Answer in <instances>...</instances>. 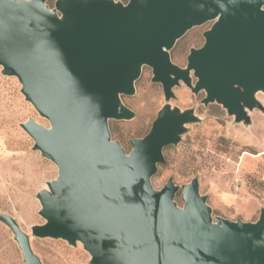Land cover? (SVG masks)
I'll list each match as a JSON object with an SVG mask.
<instances>
[{"label": "water", "instance_id": "water-1", "mask_svg": "<svg viewBox=\"0 0 264 264\" xmlns=\"http://www.w3.org/2000/svg\"><path fill=\"white\" fill-rule=\"evenodd\" d=\"M47 1L0 0L2 72L49 121L21 127L58 167L37 193L45 222L33 234L81 242L91 264H264V207L256 221L214 217L198 177L182 185V206L173 177L152 183L164 148L200 120L195 108L170 103L182 82L236 122L264 110L256 96L264 92V0ZM210 21L205 44L190 49L185 67L175 63L178 40ZM144 66L167 102L128 152L109 122L135 117L122 95L135 94ZM0 220L25 263L43 264L16 219L0 211Z\"/></svg>", "mask_w": 264, "mask_h": 264}, {"label": "rangeland", "instance_id": "rangeland-1", "mask_svg": "<svg viewBox=\"0 0 264 264\" xmlns=\"http://www.w3.org/2000/svg\"><path fill=\"white\" fill-rule=\"evenodd\" d=\"M48 4L54 6V0ZM210 24L193 27L178 40L171 50L175 63L187 65L190 47L201 41L202 32ZM2 68L0 65V211L11 215L30 235L43 264H91V256L81 242L73 246L64 239L40 238L32 232L33 225L45 222L39 213L37 193L47 189V182L58 176V167L33 149V138L21 127L29 118L49 126L48 119L26 100L18 78L3 74ZM152 77V68L144 66L135 94L122 95L135 117L109 122L112 138L128 152L131 140L150 131L167 102L162 84L153 82ZM174 92L172 106L195 108L200 120L187 124L178 144L164 148L166 161L159 164L152 178L154 187L161 188L173 177L181 186L176 200L182 206V185L198 177L200 191L208 196L214 217L256 221L264 207V110L254 109L251 122L246 124L236 122L218 103L205 105V92L195 94L183 82ZM256 96L264 105V92ZM0 264H26L12 230L1 220Z\"/></svg>", "mask_w": 264, "mask_h": 264}, {"label": "flooded vegetation", "instance_id": "flooded-vegetation-1", "mask_svg": "<svg viewBox=\"0 0 264 264\" xmlns=\"http://www.w3.org/2000/svg\"><path fill=\"white\" fill-rule=\"evenodd\" d=\"M48 1H50V0H48ZM48 1H47V3H48ZM54 4H55V0H54ZM211 22V24H210V26L206 29V30H208V29H210L211 28V26L213 25V21H210ZM199 26H201V25H199ZM206 30H204L203 32H202V34H201V41L199 42V43H197V44H195V45H193V46H191L190 47V49L192 48V47H196V48H200V47H202L204 44H205V41H206V39H205V36H204V33H205V31ZM198 39H199V37H198ZM177 44V43H176ZM176 46V45H175ZM189 52H190V50H189ZM189 54V53H188ZM188 56V55H187ZM196 81V78H194V82ZM201 92H204V91H201ZM200 93V92H199ZM205 93H204V96H203V98L205 97ZM203 100V99H202ZM209 105V104H208ZM254 110V109H253ZM253 110H249V113L251 114V112L253 111Z\"/></svg>", "mask_w": 264, "mask_h": 264}]
</instances>
